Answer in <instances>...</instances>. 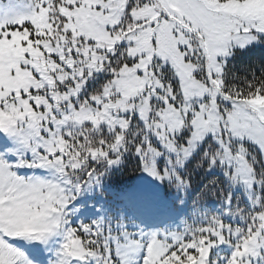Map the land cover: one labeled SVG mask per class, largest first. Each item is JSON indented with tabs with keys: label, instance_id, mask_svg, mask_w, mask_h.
I'll list each match as a JSON object with an SVG mask.
<instances>
[{
	"label": "rangeland",
	"instance_id": "374dc122",
	"mask_svg": "<svg viewBox=\"0 0 264 264\" xmlns=\"http://www.w3.org/2000/svg\"><path fill=\"white\" fill-rule=\"evenodd\" d=\"M263 37L264 0H0V149L15 160H0V264H264V96L223 86L234 52ZM137 123L155 148L135 188L90 180L55 206L70 189L64 141L85 124L120 139ZM202 148L217 150L208 175L233 167L245 203L185 217L160 183Z\"/></svg>",
	"mask_w": 264,
	"mask_h": 264
},
{
	"label": "trees",
	"instance_id": "16d2710c",
	"mask_svg": "<svg viewBox=\"0 0 264 264\" xmlns=\"http://www.w3.org/2000/svg\"><path fill=\"white\" fill-rule=\"evenodd\" d=\"M88 85L89 82L84 88ZM223 86L225 93L230 98L239 101L248 100L258 95L264 96V37L260 39L258 46L234 52L224 69ZM133 126L121 134V138L118 139L114 132H108L103 127L94 129L85 124L74 138H67L64 141L62 149L65 152L66 160L63 163V168H60L59 178L70 189L55 199V206H58L66 195L70 196L66 203L75 200L84 192L88 181H93L98 176H100L99 180L102 184L106 182L111 188H132L134 186L135 178L143 174L142 156L147 154L150 147L155 148V144L145 141L143 135L146 133L142 130L143 124L137 123L136 127ZM158 150L162 152L161 148ZM216 151L213 149L208 155H204V148H202L194 154L188 162H185L180 171H177L176 176L169 178V180L174 179L173 182L160 183L163 194L168 196L179 191L181 199L184 198L191 207L198 205L200 213H208V215L215 212L212 210L214 207L219 213L223 211L230 213L233 208L241 206L242 201L245 203L242 194L243 185L239 182L233 181V184L235 182L236 187L240 188L239 191L231 194L229 184H231L230 179L234 176L232 166L220 165L218 175H208L207 170L211 165L213 152ZM160 162L162 164L163 160ZM171 162L176 165L175 158H171ZM59 164L60 162L54 165L58 166ZM161 164H156L157 171L160 173L163 171L160 167ZM48 171L53 172L52 170ZM8 172H11V169ZM179 175L184 180L183 188L177 184ZM174 182H176L175 185H173ZM102 193L103 190L100 194ZM210 200L216 206L212 207L214 204L210 206L208 203ZM239 200H242L240 204H238ZM63 206L64 204L61 205V209ZM13 215H15L14 211ZM0 216L5 218L7 214L2 212ZM189 216H191L190 211ZM54 220L52 219V221ZM204 257L206 255L203 257L201 255L202 261Z\"/></svg>",
	"mask_w": 264,
	"mask_h": 264
},
{
	"label": "water",
	"instance_id": "95a60500",
	"mask_svg": "<svg viewBox=\"0 0 264 264\" xmlns=\"http://www.w3.org/2000/svg\"><path fill=\"white\" fill-rule=\"evenodd\" d=\"M72 250H73L74 252H78V250H79V243H78V242H75V243L73 244V246H72Z\"/></svg>",
	"mask_w": 264,
	"mask_h": 264
}]
</instances>
